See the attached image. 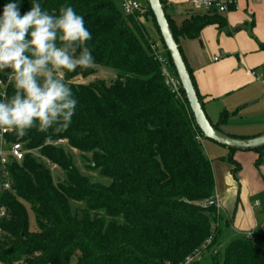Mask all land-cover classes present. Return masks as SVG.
I'll list each match as a JSON object with an SVG mask.
<instances>
[{"label":"trees","instance_id":"1","mask_svg":"<svg viewBox=\"0 0 264 264\" xmlns=\"http://www.w3.org/2000/svg\"><path fill=\"white\" fill-rule=\"evenodd\" d=\"M7 2L0 0V13ZM39 2L50 14L71 6L84 17L94 63L66 75L78 99L66 131L51 140L34 129L23 138L6 137L7 146L21 144L29 153L8 165L13 190L2 196L8 218L2 223L0 264H184L199 251L202 258L209 254L207 264H264V234L259 232L234 235L221 247L222 209L211 204L216 200L212 163L198 140L204 137L183 89L180 100L151 52V41L158 42L177 77L147 0L134 16L125 15L114 0ZM161 2L179 47L180 39H197L206 27L227 26L224 16L204 11L190 13L177 26ZM30 3L24 0L21 14ZM140 17L151 19L157 39ZM97 68L111 70L115 79L75 80L93 76ZM12 91L10 84L6 97ZM227 120L224 114L212 124L221 131ZM59 140L66 144L55 146ZM228 150L238 181L240 167L232 157L238 151ZM253 152L264 164V148ZM73 153L112 183L103 186L83 175ZM55 169L61 173L55 176ZM73 203L83 206L73 208ZM25 204L36 218L34 232Z\"/></svg>","mask_w":264,"mask_h":264},{"label":"clouds","instance_id":"2","mask_svg":"<svg viewBox=\"0 0 264 264\" xmlns=\"http://www.w3.org/2000/svg\"><path fill=\"white\" fill-rule=\"evenodd\" d=\"M23 2L8 0L0 13V77L11 81L13 90L0 97V134L23 138L34 129L51 140L76 114L78 99L66 75L94 63L92 37L71 6L50 14L31 0L21 14Z\"/></svg>","mask_w":264,"mask_h":264},{"label":"crops","instance_id":"3","mask_svg":"<svg viewBox=\"0 0 264 264\" xmlns=\"http://www.w3.org/2000/svg\"><path fill=\"white\" fill-rule=\"evenodd\" d=\"M165 2L177 26L190 17L192 11L182 13L177 7L187 0ZM224 17L226 35L218 27L209 26L201 32V41L182 38L180 47L209 120L218 124L226 114L227 122L219 126L223 133L256 137L264 133V6L248 5ZM251 156V159L259 157L258 154ZM261 169V173L245 175L246 185L243 175L241 178V185L248 189L254 201L242 196L239 204L223 208L234 234H264V166ZM231 174L227 175L230 181ZM226 187L228 195L235 184L230 182ZM220 197L225 203L226 196Z\"/></svg>","mask_w":264,"mask_h":264},{"label":"rangeland","instance_id":"4","mask_svg":"<svg viewBox=\"0 0 264 264\" xmlns=\"http://www.w3.org/2000/svg\"><path fill=\"white\" fill-rule=\"evenodd\" d=\"M138 3L140 4L141 7H144L146 5V0H137ZM116 7L123 12L122 10V1L121 0H114ZM181 2V1H178ZM177 7L181 10H179V12H186L185 10L188 11H192V12H202V9L199 8H195L191 5H189V1L187 0V3L185 2L184 5H180V3L177 5ZM244 10V9H243ZM168 12H170V10H167ZM140 22L145 26V28L147 29V31L149 32V34L151 36H153L155 39H157V32L156 29L154 27L153 22L151 21V19H146L144 17H140ZM220 32H222L223 34L226 35L227 33V28L226 29H222L220 30ZM115 79V74L114 72H112L109 69H104V68H97L96 73L93 76H90L87 79H75L78 82H82L85 84H89V83H93L96 81H112ZM258 128V127H257ZM256 131L257 132V129ZM260 132H263L260 131ZM263 134V133H262ZM202 144H203V148L204 151L206 153V155L208 156L209 160L212 163V168H213V173H214V177H215V183H216V193L219 194L220 196H226V201L225 203L222 202L221 197L219 196V201L222 204V217L223 220H221L222 222L220 223V233H221V247H224L232 238L233 235H237L234 234V231L231 229L232 228V224L231 222L227 219V214L225 213L224 209L226 206H233V204L235 205L236 203H238V200L240 202V199L242 196H245L247 198L252 199L254 201L255 198L251 197V195L249 194L248 189L245 187H243V185H241L242 183V175L244 176V184L246 185L245 182V175L247 173H261V167L264 166L263 163H259V157H257V159H255L253 157V159L249 158L252 157L251 155H257L255 152H236L235 154H233V160L235 162H237V164L239 165V171L237 172V177H238V181H235L231 172L232 170L235 168V165L230 163L228 160V156H229V150L227 148H224L222 146H219L218 144L207 140V139H203L202 140ZM245 153V154H242ZM245 155V156H244ZM73 157H74V161L76 166L78 167V169L80 170V172L85 175L86 177H88L89 179H91V181H93L94 183L97 184H101L103 186H109L112 183L111 178L106 177L104 175L101 174L100 171L98 170H94V169H89L86 167V162L83 160V156L79 153H73ZM225 158V159H222ZM54 175L56 176L57 174H60L61 172L59 171V169H55L53 170ZM231 174V181L230 179H228L227 175ZM230 178V176H229ZM232 182L233 184H235V189L231 188L230 189V194H225L226 191V184ZM241 193H240V192ZM238 192L240 193L239 198L237 197ZM248 193V194H247ZM264 196V195H263ZM262 196V198H263ZM238 198V200H237ZM236 200V201H235ZM239 204V203H238ZM73 208H77L80 206H83V204H77V203H73L72 204ZM25 207L27 209L28 212V217H29V226H30V230L31 231H36V218L35 215L32 211V208L28 205L25 204ZM228 223V224H227ZM255 232L252 233H247L248 236H252L254 235ZM209 254H206L205 258H202L203 261L201 264H207L208 262V258Z\"/></svg>","mask_w":264,"mask_h":264},{"label":"built area","instance_id":"5","mask_svg":"<svg viewBox=\"0 0 264 264\" xmlns=\"http://www.w3.org/2000/svg\"><path fill=\"white\" fill-rule=\"evenodd\" d=\"M123 13L127 16H134L141 10V6L137 0H121ZM189 5L202 9L204 12H211L222 16H227L231 13H237L247 8L248 5H262L264 0H190ZM151 52L155 60L160 64L163 77L165 78L166 85L171 89L172 93L180 100H183L181 94V84L178 78L172 72L169 60L163 53L161 45L158 42L151 41ZM11 84V81L0 79V97L6 98V89ZM13 133L0 134V238L3 235L2 223L8 218L6 207L2 203V196L13 190V183L9 175L8 165L11 160L21 162L29 151L25 150L21 144H12L7 146L6 137ZM198 140L202 142L203 138L198 136ZM66 144L65 140H59L54 143L55 146ZM216 207L220 210L222 205L217 197L215 202ZM208 240L207 245L211 243ZM202 258V251L196 252L194 255L188 257L184 264H194L196 260Z\"/></svg>","mask_w":264,"mask_h":264},{"label":"water","instance_id":"6","mask_svg":"<svg viewBox=\"0 0 264 264\" xmlns=\"http://www.w3.org/2000/svg\"><path fill=\"white\" fill-rule=\"evenodd\" d=\"M148 6L154 16L160 36L163 40L167 53L170 55L176 75L181 84L195 124L203 137L219 146L238 152H253L264 148V133L248 139L234 138L217 130L209 120L198 93L194 87L191 75L175 39L174 33L168 22L166 12L161 0H147ZM201 41V39L199 38ZM61 179L58 178V181Z\"/></svg>","mask_w":264,"mask_h":264}]
</instances>
